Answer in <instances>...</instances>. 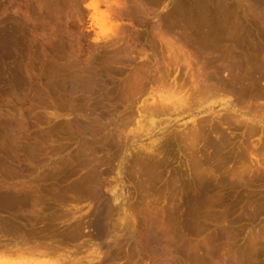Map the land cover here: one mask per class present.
<instances>
[{
  "label": "rangeland",
  "instance_id": "rangeland-1",
  "mask_svg": "<svg viewBox=\"0 0 264 264\" xmlns=\"http://www.w3.org/2000/svg\"><path fill=\"white\" fill-rule=\"evenodd\" d=\"M207 44L211 49L204 48ZM237 57L244 61L242 67L236 66ZM86 62L90 67L94 63L95 70L103 67L90 68L92 74ZM71 63L86 69L81 72L77 66L73 74ZM65 65L64 73L77 75L72 79L84 84L82 89L106 77V85L100 80L103 87L96 90L99 99L107 96L100 99L101 106H86L81 92L76 103H68L63 79L69 77L61 71ZM55 69L65 77L61 75L64 90L54 85L53 79L61 78H52ZM82 73L98 76L91 82ZM81 78L87 82L82 84ZM78 99L86 111L104 109L108 122L103 123L116 140L122 136L120 141L127 143L112 136L117 147L109 141L112 149L104 136L100 142L107 149L82 157L84 140L74 127L84 112ZM151 106L167 110L155 108L152 116L147 111ZM118 122L123 128H117ZM118 130L124 135H117ZM15 135L23 137L19 143L24 148L12 146ZM28 140L32 148L38 146L30 148ZM135 158L148 159L152 182L143 177ZM88 160L93 167H87ZM90 169L95 171L86 172ZM85 174L102 184L91 180L92 186H86L91 177ZM102 192L109 195L101 199ZM100 207L114 208L106 220L114 235L124 229L116 234L117 241L108 238L113 243L95 234L93 217ZM10 216L17 220H12L11 231L3 220ZM112 220L122 226L114 223L115 229ZM125 220L130 230L137 229L135 234ZM152 221L159 231L154 242L146 235ZM74 225L86 237L75 235ZM30 227L40 241L46 232L44 244L55 245V240L62 248L45 256L16 247L1 250L0 264L40 258L50 264H177L179 256L185 264L186 249L206 251L219 243L217 250L223 247L215 259L227 257L226 246L240 251L242 245L244 251L254 245L260 258L252 248L249 257L264 263V238L261 244L258 239L264 230V0H0V241L12 242L15 232L17 236ZM124 231L139 244L129 236L121 239ZM213 235L221 240L216 243ZM252 238L258 242L253 244ZM220 259L217 263L223 264Z\"/></svg>",
  "mask_w": 264,
  "mask_h": 264
},
{
  "label": "bare ground",
  "instance_id": "bare-ground-1",
  "mask_svg": "<svg viewBox=\"0 0 264 264\" xmlns=\"http://www.w3.org/2000/svg\"><path fill=\"white\" fill-rule=\"evenodd\" d=\"M189 5H190V7H191L190 9H192V3H191V1H189ZM216 29L218 30V28H216ZM216 29H215V30H216ZM217 30H216V31H217ZM213 33H214V31H213ZM216 33H219V32H216ZM216 33H215V34H216ZM205 34H207V32H206ZM202 45H204V44H202ZM206 46H207V47H206ZM206 46H205L204 48L207 49V48L210 46V44H209V46H208V44H207ZM202 47H203V46H202ZM208 49H209V48H208ZM210 49H211V46H210ZM237 58H239V57H237ZM237 58H236V60H237ZM91 62H92V61H91ZM93 62H94V61H93ZM83 63H85V62H83ZM83 63H82V65H83ZM243 63H244V61H242V59H240V58L235 62L236 66H239V67H242V66H243ZM64 64H65V63H64ZM64 64H63V65H64ZM75 64H76V63H74V67H75V68L73 67V63H71L72 68H71V65H67V64H66V65H67L68 67L70 66V68L72 69V72H73V71H75V69H76L77 66H78V65H77L78 63H77L76 65H75ZM86 64H87V65H86L87 70H88V67H89V70H88L89 72H90V70H91L92 68H94V69H92L93 71L95 70L96 65H95V67H92V66H94V63H93V65H92L91 67L88 65L87 62H86ZM90 64H91V63H90ZM95 64H96V63H95ZM233 64H234V63H233ZM233 64H232V65H233ZM63 65H62V66H63ZM66 65L64 66V70H65V71H64V70H61V68H63V67H61V66H60V67H61L60 69H59V66H57V68H56V67H55V68H56V69H59V70H61V71H63L62 73H64V72H67V69H65V68L67 67ZM97 65H98V64H97ZM80 66H81V65H80V63H79V66H78V67L80 68ZM84 66H85V64L83 65V67L81 66V67H82L81 72H83L84 69H86ZM87 66H88V67H87ZM68 67H67V68H68ZM98 67H99V68H102L103 66H101V67L98 66ZM98 67H97V69H98ZM70 68H69V69H70ZM90 68H91V69H90ZM56 69L54 70V73H55V72H56V73H55V74L53 73V77H52V78H54L56 75L59 76V77L56 76L57 78H60L61 75H62L61 72H59L60 75H58L57 72H58L59 70L56 71ZM71 69H70V70H71ZM97 69H96V70H97ZM52 70H53V69H52ZM52 70L50 71V69H49L50 72H52ZM92 70H91V71H92ZM96 70H95V71H96ZM104 70H105V67H104ZM68 71H69V70H68ZM77 71H78L77 73H79L80 69L77 70ZM88 71H86V72H88ZM108 71H110V70H108ZM108 71L106 72L107 74L109 73ZM72 72H71V75H72ZM75 72H76V71H75ZM75 72H73V74H75ZM89 72H88V73H89ZM98 72H99V70H98ZM100 72H101V71H100ZM102 72H105V71H102ZM102 72H101V73H102ZM68 73H70V71H69ZM88 73H87V74H88ZM90 73H92V72H90ZM90 73H89V74H90ZM93 73H94V72H93ZM93 73H92V74H93ZM96 73H97V72H96ZM101 73H99V76H100V75L102 76L103 73H102V74H101ZM65 74H67V73H64V75H65ZM80 74H81V73H80ZM83 74L87 75L86 73H82V75H83ZM89 74H88V76L85 77L86 79H87V77L90 79L91 77L94 76V75H92V74H91L92 76L89 75ZM107 74L104 73V76H106ZM54 75H55V76H54ZM68 75H69V74H67V76H68ZM108 75H109V74H108ZM62 76H63V75H62ZM65 76H66V75H65ZM67 76H66V77H67ZM69 76H70V75H69ZM69 76H68V77H69ZM75 76L78 77L77 75H75ZM75 76L72 75V78H74ZM79 76H80V75H79ZM83 76H84V75H83ZM83 76H80V77H83ZM89 76H90V77H89ZM96 76H98V75L95 74V77H96ZM217 76H219V74H218ZM63 77H64V76H63ZM80 77H79V78H80ZM95 77H94V78H95ZM64 78H65V77H64ZM72 78L69 77V78H65L66 80L63 79L64 82H65V81L68 82V85L66 86V88H68L67 91H68V93H69V94H68L69 96H68L67 98H71L70 101H68V99H67V101H68L69 104L72 105V104L76 103L75 101L77 100V98H78V96H79V92H81V94H82V96L79 97V98L84 97V100H85V101L83 102V101H81V99H78V100H79V101H78V103H79L78 105H81V106H82V102H83V103H85V104L87 103L86 106L93 107V106H94V102H96L97 105H98V104L100 103V99L105 97V94H102L104 97H101V98L99 99V95H100V94L98 95V93H97L96 90H98V88H99V89H102L103 86H102V87L100 86V85H102V83L100 84L99 82H100V80H101V81H102V80H105L106 77L103 78V76H102V77L96 78V80L98 79L99 82H98V81H94L95 79H94V78H91V79L94 81V82L92 83V85H94V87L92 86L93 88H91V89H90V88H89V89H88V88H87V89H85V88L82 89V88H81V87L84 85V84L82 83V81H83V82H84V81L87 82V80H83V78H81V79H80V82H81L83 85L81 84L82 86L80 87V85H79L76 81H74ZM85 78H84V79H85ZM100 78H102V79H100ZM67 79H68V80H69V79H72V80H71V81H68ZM74 79H75V78H74ZM91 79H90V81L92 82ZM107 79H109V78H107ZM218 79H219V78H218ZM53 80H54V81H55V80H57V81H58V80L61 81V80H62V77H61L60 79H56V78H54ZM63 80H62V81H63ZM81 80H82V81H81ZM150 80H151V79H150ZM50 81H51V80H49V82H50ZM57 81L54 82V85L57 83V86H59V87H61V85L63 86V84L66 83V82H65V83H62V81H61L62 84H60V82L58 83ZM90 81H89V82H90ZM107 81H108V80H105V82H107ZM151 81H152V80H151ZM49 82H48V83H49ZM51 82H52V81H51ZM69 82H70V83H69ZM86 82H84V83H86ZM102 82H103V81H102ZM105 82H103V84L106 85ZM108 83H109V82H108ZM49 84H50V85H53V83H52V84L49 83ZM66 84H67V83H66ZM110 84H111V83H110ZM89 85H91V84L89 83ZM105 85H104V86H105ZM107 85H108V84H107ZM64 86H65V85H64ZM64 86H63V88H62L63 90H64ZM110 86H111V85H110ZM55 87H56V86H55ZM59 87H58V88H59ZM83 87H84V86H83ZM85 87H87V86L85 85ZM100 87H101V88H100ZM105 87H106V86H105ZM108 87H109V86H108ZM112 87H113V86H112ZM112 87H111V89H112ZM56 88H57V87H56ZM48 89H49V88H48ZM60 89H61V88H59V90H60ZM108 89H110V88H108ZM50 90H51V89H50ZM63 90H62V91H63ZM62 91H61V92H62ZM100 91H101V90H100ZM28 92H29V91H28ZM30 92H31V87H30ZM30 92H29V94L32 93V92H31V93H30ZM63 92L66 93V89H65V91H63ZM14 93H16V92H14ZM47 93H48V92H47ZM57 93H58V90H57ZM99 93H100V92H99ZM102 93H103V91H102ZM51 94H53V92H52ZM58 94H59V93H58ZM110 94H111V96H112L113 93H110ZM97 95H98V96H97ZM116 95H119V94H116ZM116 95H113V96H116ZM16 96H18V95L16 94ZM28 96H29V95H28ZM60 96H63V97H65V99H66V96H67V95L64 96V94L62 95V93H60L59 97H60ZM100 96H101V95H100ZM160 96H162V95L160 94ZM106 97H107V96H106ZM106 97H105V99H106ZM164 97H165V96H164ZM164 97H160V98H164ZM18 98H19V97H18ZM166 98H167V97H166ZM82 99H83V98H82ZM105 99H104V101H102V103H103V104H102L103 107H105V105H104V103H106L105 101H108V98H107V100H105ZM119 99H120V98H119ZM102 100H103V99H102ZM163 100H165V99H163ZM166 100H167V99H166ZM71 101H73L74 103H70ZM80 101H81V102H80ZM92 101H93V102H92ZM109 101H110V100H109ZM158 101H159V100H158ZM96 103H95V105H96ZM185 103H186V102H185ZM91 104H92V105H91ZM100 104H101V103H100ZM155 104H156V103H155ZM157 105H158V104H157ZM157 105H156V106H157ZM81 106H80V108H81ZM83 106H84V105H83ZM83 106H82V107H83ZM98 106H101V105H98ZM153 106H154V105H153ZM159 106H160V105H159ZM164 106H165V104H164ZM71 107H75V106L73 105V106H71ZM90 107H89V108H90ZM94 107H95V106H94ZM151 107H152V106H151ZM83 108H84V109H83ZM83 108H82V109H83L82 111H84V112H83V113L81 112V114H80V116H82V118H76V119H75V121H74V125H75V126H74V127H76V129H77L76 131L79 132V135H81V137H82L83 140H84V144H82V141H80V143H81L82 145H84V146H83L84 148H80V150L83 149V151H81V152L83 153L82 157H84V158L87 160V158L90 159V157L92 156V154L94 155L95 152H98V151H97L98 149L101 150V151H103V150H102L103 147H106L105 149H107V148H108V145H107V144H105V145H107V146H104V145H103L104 142H105L104 139H106V140L108 141L109 146H110L111 143H110L109 141L112 142L113 137L115 138L114 140H116V137L114 136V135H116V133H115L114 131H112L113 129L111 130L108 126H106V123L108 122V120L104 118L106 115L103 116V114L105 113L104 109H103V111H102V110H100V108L98 107L99 110L103 112V113L101 112V113H102V115H101L100 112L98 113V112H95V111H94L95 108H93V109L91 108L90 111H89V109H88L87 107H86V108H87V111L85 110V107H83ZM96 108H97V107H96ZM101 108H102V107H101ZM155 108H157V109H156L157 112H160V113H162V112H161V111H158V109L161 110V108H162V111H163V110H167L166 108L163 109V107H161V108L155 107ZM155 108L153 109V107H152V108H151L152 111L150 110V108L147 109V111H148L149 113L151 112L150 115L154 116V115H153V113H154L153 111L155 110ZM71 109H72V108H71ZM74 109H75V108H74ZM99 110H98V111H99ZM149 110H150V111H149ZM96 111H97V109H96ZM166 112H167V111H166ZM166 112H165V113H166ZM160 113H159V114H160ZM163 113H164V111H163ZM156 115H157V114H156ZM80 116H79V117H80ZM102 116H103V117H102ZM106 117H107V116H106ZM102 119H103V120H107V122L104 121V122H105V124H104L103 121H102ZM125 119H127V117H125L123 120L125 121ZM109 120H110V119H109ZM123 120H122V122H123ZM118 121H119V120H118ZM120 121H121V120H120ZM109 122H110V121H109ZM114 122H115V121H114ZM115 123H116V122H115ZM115 123H114V125H115ZM10 124H12V122H10L9 125H10ZM109 124H110V123H109ZM112 124H113V123H112ZM118 124H119V122H118ZM118 124H117V128H121V127H119L121 123H120L119 125H118ZM123 124H124V123H123ZM123 124H121V125H122V128H123ZM12 125H13V124H12ZM19 125H20V124H19ZM114 125H113V126H114ZM13 126H14V125H13ZM11 127H12V126H11ZM11 127H8V128H11ZM22 127H23V125H22ZM25 127H26V125H25L23 128H25ZM110 127H111V125H110ZM16 128H17V127H16ZM111 128H112V127H111ZM114 128H115V126H114ZM11 129H13V127H12ZM11 129H9L8 131H11ZM26 129H27V128H26ZM114 130H115V129H114ZM12 131H13V130H12ZM15 131H16V130H15ZM18 131H19V130H18ZM29 131H30V130H29ZM66 131H68V130H66ZM118 131H119V130H118ZM118 131H116V132H117V135H118V133H122L124 130H123V131L121 130L122 132H120V131L118 132ZM16 132H17V131H16ZM22 132H23V131H22ZM22 132H20V133H22ZM68 132H69V131H68ZM10 133H11V132H10ZM36 133H37V132H36ZM13 134H15V133H13ZM18 134H19V133H18ZM24 134H25V133H24ZM24 134H23V137H25ZM8 135H9V132H8ZM21 135H22V134H21ZM21 135H20V138H21V139L18 138L19 135H18V136L15 135V136H17L16 138H15V136L13 137V138H15V139L12 138V139L14 140V142L17 144V145L15 146V143L13 142V143H11V144H13L12 146H14V147H17V146H18V147H22V148L25 147V144H24V143H23V144H22V143H19V141L21 142V141H22V138H23ZM26 135H27V134H26ZM29 135H30V134H29ZM37 135H38V134H37ZM121 135H122V134H121ZM121 135H120V136H121ZM123 135H124V132H123ZM10 136H11V135H10ZM12 136H13V135H12ZM104 136H105V138L102 139ZM112 136H113V137H112ZM81 137H80V138H81ZM110 137H112V140L110 139ZM118 137H119V136H118ZM121 137H122V136H121ZM121 137H119V141H120V138H121ZM8 138H9V137H8ZM17 138H18V140H17ZM100 138L104 141V142L102 141L103 144H102V142H100ZM122 138H123V137H122ZM122 138H121V140H122ZM26 139H27V136L25 137L24 140H26ZM125 139H126V138H125ZM13 140H12V141H13ZM24 140H23V141H24ZM35 140L37 141V139H35ZM28 141H29V140H28ZM36 141H34V142L36 143ZM107 141H106V143H107ZM116 141H118V140H116ZM119 141H118V142H119ZM124 141H125V140L120 141V142H121V143H122V142L124 143ZM126 141H127V140H126ZM126 141H125V142H126ZM32 142H33V141H32ZM118 142H117V143H118ZM120 142H119V143H120ZM29 143H30V141H29L28 144H26V145H27V146H28V145H29V146H30V145L32 146V143H30V144H29ZM35 143H34V144H35ZM37 143H38V142H37ZM99 143L102 144L101 146H99L100 148L98 147ZM114 143H115V142H114ZM114 143L112 142L113 146H114ZM126 143H127V142H126ZM126 143H124V144H126ZM36 145H37V144H35L34 146H36ZM127 145H128V144H127ZM31 146H30V148H32ZM34 146H33L32 149L35 148ZM37 146H38V145H37ZM102 146H103V147H102ZM113 146H110V147L113 149ZM123 146H124V145L121 146V144H120V148L123 147ZM101 147H102V148H101ZM110 147H109V150H108V151H111V150H110ZM114 147H116V145H115ZM11 148H12V147H11ZM42 148H43V147H42ZM42 148H41V149H42ZM116 148H117V147H116ZM146 148H148V147H146ZM15 149H16V148H15ZM27 149H28V147H27ZM118 149H119V147H118ZM121 149H122V148H121ZM149 149H150V148H149ZM17 150H18V148H17ZM17 150H15V151H17ZM25 150H26V148H25ZM116 150H117V149H116ZM15 151H14V152H15ZM104 151H106V150H104ZM118 151H119V150H118ZM122 151H123V149H122ZM81 152H79V155H80ZM116 152H117V151H116ZM29 153H30V152H29ZM31 153H33V152H31ZM100 153H101V152H100ZM95 154H96V156H98V153H95ZM14 155H15V157H17L16 154H14ZM17 155H18V154H17ZM32 155H33V154H32ZM90 155H91V156H90ZM80 156H81V155H80ZM96 156H94V158H95ZM102 156H103V155H102ZM102 156H101V157H102ZM104 156H105V155H104ZM104 156H103V158H104ZM106 156H107V155H106ZM19 157H20V155H19ZM99 157H100V156H99ZM101 157H100V158H101ZM137 157H138V159H139V158L141 159V157H139V156H137ZM146 157H147V156H146ZM17 158H18V157H17ZM30 158H31V156H30ZM84 158H83V160H84ZM91 158H92V157H91ZM100 158H98V160H100ZM108 158L110 159V157H108ZM143 158H144V157H142V159H143ZM147 158H148V157H147ZM96 159H97V157H96ZM96 159H95V161H96ZM109 159H107V160H109ZM111 159H112V158H111ZM136 159H137V158H135V161L138 162V160H136ZM72 160H73V159H72ZM86 160H85V161H86ZM103 160H104V159H103ZM81 161H82V158H81ZM90 161L92 162L93 160L91 159ZM135 161H134V159H133V163H134V165H137ZM140 161H141V160H140ZM140 161L138 162V163H139L138 166H140V167H138V166H136V167L142 169V170H141V169H140V170L144 173L145 176L143 175V177H144V178H147V181H151V177H150V166H149L148 159H147V161H146V160H142L141 162H140ZM83 162H84V161H83ZM88 162H89V160L87 161V167H89V168H90V167H93V166H90L91 162H90V163H88ZM100 162H101V160H100ZM100 162H99L98 164H101V163H102V162H101V163H100ZM106 162H107V161H106V159H105V164H106ZM111 163H112V162H111ZM111 163H110V161H109V164H111ZM52 164H53V163H52ZM54 164H55V163H54ZM54 164H53V168L55 169L56 167H54V166H57V165H54ZM88 164H89V166H88ZM93 164H94V167H95V168L98 166L97 163H96L97 166H96L95 163H93ZM93 164H92V165H93ZM50 165H51V164H50ZM58 165H59V164H58ZM82 165H83V167H84L85 164L82 163ZM101 165H102V164H101ZM103 165H104V164H103ZM51 166H52V165H51ZM51 166H50V167H51ZM22 167H23V166H22ZM98 167H99V166H98ZM109 167H110V165H109ZM111 167H112V166H111ZM111 167H110V168H111ZM23 168H24V167H23ZM27 168H28V167H27ZM89 168H87V169H89ZM107 168H108V166H107ZM24 169H25V168H24ZM84 169H86V166H85ZM87 171H89V172L92 173V171L94 172L95 170H91V169H90V170H86V172H87ZM97 171H98V170H97ZM101 171H102V170H101ZM104 172L106 173L105 170H104ZM104 172H100V173H102V177H103V173H104ZM142 172H141V173H142ZM96 173H97V172H96ZM96 173H93V174H95L94 177H96V179L100 178V177H101L100 175H99L100 177L97 175V176H98V178H97ZM97 174H98V173H97ZM89 175H91V174H89ZM89 175L87 174V176H86V174H85L84 176H86L87 179H90V177H91L92 175H91L90 177H89ZM104 175H105V174H104ZM88 177H89V178H88ZM92 177H93V176H92ZM92 177H91V179L89 180V183H88V181H87V183H86V181H84V182L86 183V186H88L87 184H89V185L91 184V183H90L91 180H92V183L97 181V180H96V181H93L94 178L92 179ZM104 178H105V177H104ZM82 180H83V179H82ZM145 180H146V179H145ZM98 181H99V180H98ZM98 181H97V182H98ZM101 181H102V180H101ZM101 181L98 182L99 185H100V182H101ZM145 182H146V181H145ZM151 182H152V181H151ZM151 182H150V183H151ZM146 183H147V182H146ZM150 183H149V184L147 183V184H148L147 186H149ZM81 184H82V182H81ZM94 184H95V183H94ZM94 184H93V185H94ZM101 184H102V182H101ZM103 184H104V183H103ZM104 185H105V184H104ZM82 186H83V187H82ZM90 186H92V185H90ZM101 186L103 187V185H101ZM84 187H85V186L82 184V185H81V188L83 189ZM102 187H99V188L103 189ZM77 188H78V187H77ZM92 188H94V190L96 191V189H95L96 187H95V186L92 187ZM79 189H80V188H79ZM82 189H80V191H81ZM87 189H88V188H84V190H86V191H87ZM89 189H91V188H89ZM76 190H78V189H76ZM98 190H99V189H98ZM102 191H104V189H103ZM90 193H91V192H90ZM95 193L97 194V191H96ZM95 193H94V195H95ZM100 193H101V191H100ZM102 193H103V192H102ZM94 195H93V196H94ZM108 195H109V194H108ZM108 195L106 194V196H105V194L103 193V194H99V197H100L101 199H103V197H104V199H105V197H107ZM117 195H118V194H116V192H115V198H116ZM95 196H97V195H95ZM95 196H94V197H95ZM97 197H98V196H97ZM111 197H113V196L111 195ZM39 198H40V197H39ZM95 198H96V197H95ZM100 198H99V201L101 200ZM115 198H114V199H115ZM117 198H119V197L117 196ZM117 198H116V199H117ZM22 199H24V198H22ZM25 199H26V198H25ZM25 199H24V200H25ZM92 199H93V198H92ZM107 199H108V202H109V199H110V198L108 197ZM107 199H106V200H107ZM117 200H119V199H117ZM101 201H102V200H101ZM114 201H116V200H114ZM22 202H23V201H22ZM22 202H21V203H22ZM97 203H98V202H97ZM102 203H103V206H105V205L107 206V204H106L105 201H104V202L102 201ZM109 203H110V202H109ZM112 203H113V201H112ZM25 204H27V203H25ZM25 204H24V205H25ZM99 204H100V203H99ZM110 204H111V203H110ZM114 204H115V202L113 203V205H114ZM108 205H109V204H108ZM10 206H11V205H10ZM10 206H9V207H10ZM14 206H15V205H14ZM14 206H13V207H14ZM99 206H101V205H99ZM99 206H98V207H99ZM108 207H109V206H108ZM113 207H115V206H113ZM100 208H101V207H100ZM106 208H107V207H106ZM106 208H104V207H102L101 209L98 208L99 211L97 210V211H96L97 214L93 217V218H94V219H93V221H94L93 224L95 225V226L93 225V227H96V229H95V230H96V231H95V234L100 235V236H99L100 238H102L101 236H104V238L107 237L106 239H108L109 237H111L110 239H112V237H113V238L115 239V240H113V241H117V240L120 239V238H118V235H119V234H118V235H116V234H117V233H120V234H121V231H123L124 229H122V230L119 229V231H120V230H121V231L115 233V235H114L115 230L112 229L113 227L110 229L111 226L109 227V220L106 221L107 219H110V218H111V217H108V215L110 216V214H111L110 212H112V209H114V208H108L109 210L106 209ZM14 209H15V208H14ZM115 209H116V207H115ZM8 211H10V210H8ZM13 212H14V211H13ZM109 213H110V214H109ZM117 213L119 214V212H117ZM17 214H19V212H18ZM17 214H16V215H17ZM12 215H13V213H12ZM27 215H28V214H27ZM116 215H117V214H116ZM8 217H9V215H8ZM14 217H15V215H14ZM14 217H11V216H10L9 219H8L7 217H6V218H3V220H4V221L6 222V224L8 225L7 228H9V230H10V228H11V230H13L12 227H13V225H14V224H13L14 221L12 222V220L15 219ZM25 217H26V216H25ZM29 217H30V216H29ZM35 217H36V216H35ZM106 217H108V218H106ZM149 217H150V216H149ZM17 219H18V218H17ZM25 219H26V218H25ZM29 219H30V218H29ZM15 220H16V219H15ZM18 220H19V219H18ZM23 220H24V219H23ZM123 220H124V219H123ZM152 220H153V219H152ZM16 221H17V220H16ZM30 221H31V220H30ZM81 221H83V219H82ZM86 221H87V220H86ZM118 221H119V220H116V222H115V221L113 222V220H112L113 225H114V223H117ZM120 221L123 222L122 219H120ZM126 221H127V220H125V222H124L125 224H126ZM153 221H154V220H153ZM153 221H152L151 223L148 222V223H150V224L148 225V228H146V230H147V234H146V235H148V236L152 239V241L154 242V239L156 240V239L158 238L159 231H158V228L155 226L157 223H155V222H153ZM110 222H111V221H110ZM15 223H16V222H15ZM34 223H36V222H34ZM74 223H75V222H74ZM77 223H79V222H77ZM80 223H81V222H80ZM80 223H79V224H80ZM82 223H83V222H82ZM82 223H81V224H82ZM85 223H86V222H85ZM21 224H23V223H21ZM110 224H111V223H110ZM117 224H120V223H117ZM117 224H116V225H117ZM121 224H122V223H121ZM121 224H120V225H121ZM125 224H123V226H124ZM128 224H129V223H128ZM128 224H126L125 226L128 227ZM130 224H131V223H130ZM76 225H77V224H76ZM146 225H147V224H146ZM22 226H23V225H22ZM32 226H33V225H32ZM74 226H75V225H74ZM77 226H78V225H77ZM79 226L81 227V225H79ZM121 226H122V225H121ZM130 226H131V225H130ZM18 227H19V226H18ZM75 227H76V226H75ZM75 227L72 228V229L75 230ZM82 227H83V225H82ZM88 227H89V226H88ZM116 227H117V226H116ZM116 227H115V225H114V228H115V229H116ZM3 228H4V227H3ZM13 228H14V227H13ZM15 228H17V227H15ZM20 228H21V226H20ZM33 228H34V227H33ZM33 228L30 227V229H26L25 231L23 230L24 233H21V232H22V230H21V231H20V235L18 234L19 236H18V235L16 236V235H15L16 232H15V234L13 235V237H14V238L17 237V238H16V239H13V238H12V240H13L12 242H10V241H8V240H3V242L0 241V251H1V250H14L13 248L16 247L18 250H20V249L23 250V249H24V250H28V251H30V252H37V251H38V254L41 252V254H44L43 256H45V255H48V254L53 253V252H55V253H53V254H56L57 249L60 250V249L62 248V244H60L61 246L59 245V248H58V246H57L58 244L55 242V240H53L54 243H55V245H54V244H53V245H50L49 243H48V244H47V243L44 244L45 241H43V240H44V238H45V239L47 238V237L45 236L46 232L41 233V235H43L44 233H45V234L43 235V236H44L43 240L40 241L41 238H40V239H39V238H36V237H38V236H37V234H35V233L32 231ZM53 228H54V227H53ZM76 228H77V229H76L77 231L75 230V231H76V232H75V233H76L75 235L81 236V235H82V232H83L84 230L81 231L82 228H79V227H76ZM85 228H86V227H85ZM123 228H124V227H123ZM34 229H35V228H34ZM38 229H40V228H38ZM44 229H45V228H44ZM83 229H84V228H83ZM87 229H88V228H87ZM126 229H127V228H126ZM128 229H129V227H128ZM9 230H8V231H9ZM11 230H10V231H11ZM14 230H15V229H14ZM129 230H130V229H129ZM134 230H135V229H134ZM134 230H133V227H132V229H131L129 232H132V231H133L134 234H135V233H136L135 231H137V229H136L135 231H134ZM45 231H46V230H45ZM52 231H53V229H52ZM70 231H71V230H70ZM112 231H113V234L111 233ZM47 232H48V231H47ZM59 232H60V231H59ZM62 232H63V231H62ZM124 232H125V231H124ZM8 233H9V232H8ZM39 233H40V231H39ZM63 233H64V232H63ZM83 233H84L83 236H85L86 233H85V232H83ZM125 233H127V234L124 235ZM125 233L123 234V236H121V237H123V238H121V239H124V237H126V236L128 237V236H129V235H128V231H126ZM259 233H260V232H259ZM261 233H262V232H261ZM54 234H55V233H54ZM57 234H58V233H57ZM71 234H74V232L71 233ZM111 234H112V235H111ZM129 234H130V233H129ZM134 234H133V235H134ZM138 234H139V233H138ZM263 234H264V230H263ZM263 234H262L261 236H260V234H257V236L255 235L256 237L254 236L255 239L258 237V235L260 236V238L258 237V239H261V241L259 240L260 244L262 243V239L264 238ZM11 235H12V234H11ZM41 235H40V236H41ZM49 235H50V234H49ZM63 235H64V234H62V236H63ZM66 235H67V234H66ZM92 235H93V233H92ZM131 235H132V234H131ZM141 235H142V234H141ZM215 235H217V234H215ZM218 235H219V234H218ZM47 236H48V234H47ZM51 236H52V235H51ZM69 236H70V234H69ZM87 236H88V235H87ZM95 236H97V235H95ZM136 236H138V235L136 234ZM148 236H147V238H148ZM219 236H221V234H220ZM222 236H223V235H222ZM222 236H221V237H222ZM49 237H50V236H49ZM85 237H86V236H85ZM129 237H131V236H129ZM212 237H213V239L216 241V243H218L217 241L221 240L220 238H218V236L215 237V236L213 235ZM262 237H263V238H262ZM97 238H98V237H97ZM117 238H118V239H117ZM131 238L134 239L133 242H135V243L139 241V240H138V241H137V240L135 241V238H137V237H135V238L131 237ZM131 238H130V240H129V238H128L127 240L130 242V241L132 240ZM210 238H211V237H210ZM216 238H217V240H216ZM110 239H108V240H110ZM213 239H212V240L209 239V241H210V240L213 241ZM59 240H60V239H59ZM59 240H58V241H59ZM84 240H85V239H84ZM101 240H103V242H104V239H101ZM127 240H126V241H127ZM222 240H223V237H222ZM252 240H254V238H252ZM56 241H57V240H56ZM106 241H107V240H106ZM106 241H105V242H106ZM141 241H142V240H141ZM254 241H255V242H254ZM254 241H253V242L251 241V242H252L253 244L256 243V242H258L257 240H254ZM60 242H61V240H60ZM110 242H112V241L110 240ZM110 242H109V243H110ZM213 242H214V241H213ZM213 242H212V243H213ZM220 242H223V241H220ZM251 242H250V244H251ZM263 242H264V240H263ZM50 243H52V241H51ZM109 243H108V244H109ZM112 243H113V242H112ZM112 243H110V245H112ZM115 243H116V242H114V244H115ZM119 243H121V241H120ZM149 243H151V241H150ZM214 243H215V242H214ZM56 244H57V245H56ZM103 244H104V243H103ZM117 244H118V243H117ZM138 244H139V242H138ZM152 244H153V243H152ZM188 244H189V243H188ZM188 244H187V246H188ZM219 244H221V243H219ZM219 244H217V245H219ZM250 244H249V245H250ZM19 245H20V246H19ZM115 245H116V244H115ZM217 245H216V247H217ZM56 246H57V247H56ZM113 246H114V245H113ZM150 246H151V244H150ZM152 246H154V244H153ZM155 246H156V245H155ZM189 246H190V245H189ZM205 246L209 249L208 246H212V244L210 245V243H209V245L207 244V245H205ZM220 246H222V245H220ZM229 246H230V245H229ZM229 246H228V247L226 246V248H227L226 250L229 251L230 254H231L233 251H235V250H236V252L232 253L231 255L229 254V252H228V254L225 252V254H227V257H228V258H227V257L225 258L224 255H223L224 258H223V256L221 257V255H219V256L221 257V259H220V257H218V259H220V261L222 260V261H223V264H246V263H248V262H246V261H248V260H249V263H248V264H250V260H251L252 258H250V257H249L250 255H248V254H250L251 252L253 253V252L255 251L256 248H252V247H254V245L251 247V248L254 249V250H252V249L250 248V249L252 250L251 252H250V249H249L250 246L247 247V245H246L245 248H244L245 250L247 249L246 251H245V250L243 251L242 245H240L242 249H240V246H239V249H238V250H240V251H237V249L233 248L232 246H231V247H229ZM255 246H256V245H255ZM258 246H259V245H257L256 247H258ZM262 246H263V244H262ZM262 246L260 245V247H262ZM60 247H61V248H60ZM190 247H191V246H190ZM214 247H215V245L212 246L210 250H207V249H206V251H205V249L202 248L204 251H202V250H198V251L195 250L196 252L194 251V249H193L192 247L189 248V249H186V248H185V249L187 250V251H183V252H185V254L182 252V254L185 255V264H219V263H217V262H218V259L213 258V255H214V253H216V255H217V252H219V250H220L223 246H222L221 248H219V250H217L218 248H216V247L214 248ZM218 247H219V246H218ZM243 247H244V245H243ZM246 247H247V248H246ZM63 248H64V247H63ZM150 248H151V247H150ZM150 248H149V249H150ZM154 248H155V247H154ZM204 248H205V247H204ZM213 248H214V249H213ZM229 248H230V249H229ZM231 248H233L234 250H231ZM237 248H238V247H237ZM17 249H16V250H17ZM64 249H65V248H64ZM191 249H192V250H191ZM212 249H213V250H212ZM248 249H249V252H248ZM258 249H260V248H258ZM153 250H154V249H153ZM211 250H212V251H211ZM241 250H242V251H241ZM106 251H108V250H106ZM199 251H200V252H199ZM210 251H211L212 253H211ZM220 251H221V250H220ZM58 252H59V251H58ZM151 252H152V248H151ZM257 252L259 253L260 251H258V250L255 251V253H256L257 255H256L255 253H253V254H255L257 258H260V257H258V253H257ZM152 253H153V252H152ZM152 253H151V254H152ZM179 253H180V252H178V254H179ZM252 253H251V254H252ZM178 254H176V255H178ZM218 254H219V253H218ZM220 254H221V253H220ZM223 254H224V253H223ZM22 255H23V254H22ZM102 255H103V254H102ZM107 255H108V253H107ZM174 255H175V254H174ZM180 255H181V253H180ZM216 255H214V257H215ZM246 255H248V256H246ZM178 256H179V255H178ZM178 256H177V257H178ZM217 256H218V255H217ZM217 256H216V258H217ZM94 257H95V256H94ZM103 257H105V256H103ZM180 257H182V256H179V257H178V260H176V261H179V259H181ZM246 257H249L250 259L247 258L248 260H246ZM25 258H27V257H24V259H25ZM28 258H30V257H28ZM31 258H32V257H31ZM35 258H36V257H35ZM90 258H91V257H90ZM174 258H175V257H174ZM222 258H223L224 260H223ZM22 259H23V258H22ZM40 259H42V258H40ZM40 259H39V260H40ZM48 259H49V258H48ZM101 259H102V258H101ZM154 259H156V258H154ZM175 259H176V258H175ZM182 259L184 260V258H182ZM182 259H181V262H176V261H175V263H177V264H179V263L182 264V262H184V261H182ZM39 260H38V259H37V260H36V259H34V260H32V259L23 260V261H26V262H23V264H50V262H43V261H39ZM152 260H153V259H152ZM173 260H174V259H171V261H173ZM215 260H216V262H215ZM253 260H254V262H256V261L259 260V259L256 260V258H255L254 255H253ZM253 260H251V263H254V262H252ZM255 260H256V261H255ZM0 261H1V259H0ZM3 261H4V260H3ZM57 261H58V260H57ZM153 261H154V262H157V261H155V260H153ZM220 261H219V262H220ZM222 261H221V262H222ZM262 261H263V260H262ZM1 262H2V261H1ZM1 262H0V263H1ZM16 262H17V261H16ZM103 262H104V260H103ZM169 262H170V261H169ZM263 262H264V261H263ZM4 263H5V262H4ZM10 263H11V262H10ZM14 263H15V262H14ZM19 263H20V262H19ZM170 263H171V262H170ZM172 263H173V262H172ZM261 263H262V262L259 260V262L257 261V263H255V264H261ZM8 264H9V263H8ZM15 264H16V263H15ZM20 264H21V263H20ZM55 264H57V262H55ZM140 264H143V263H140ZM146 264H147V263H146ZM148 264H149V263H148ZM151 264H153V263H151ZM158 264H159V263H158ZM220 264H222V263H220ZM262 264H264V263H262Z\"/></svg>",
  "mask_w": 264,
  "mask_h": 264
}]
</instances>
